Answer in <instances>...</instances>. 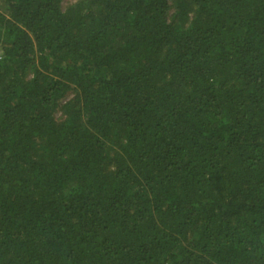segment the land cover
<instances>
[{"label": "trees", "instance_id": "1", "mask_svg": "<svg viewBox=\"0 0 264 264\" xmlns=\"http://www.w3.org/2000/svg\"><path fill=\"white\" fill-rule=\"evenodd\" d=\"M0 0V264H264V0Z\"/></svg>", "mask_w": 264, "mask_h": 264}, {"label": "rangeland", "instance_id": "2", "mask_svg": "<svg viewBox=\"0 0 264 264\" xmlns=\"http://www.w3.org/2000/svg\"><path fill=\"white\" fill-rule=\"evenodd\" d=\"M77 1L79 0H63V3H62L63 9L65 10L68 6L76 3Z\"/></svg>", "mask_w": 264, "mask_h": 264}, {"label": "built area", "instance_id": "3", "mask_svg": "<svg viewBox=\"0 0 264 264\" xmlns=\"http://www.w3.org/2000/svg\"><path fill=\"white\" fill-rule=\"evenodd\" d=\"M0 59H1V55H0Z\"/></svg>", "mask_w": 264, "mask_h": 264}]
</instances>
